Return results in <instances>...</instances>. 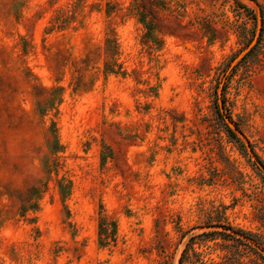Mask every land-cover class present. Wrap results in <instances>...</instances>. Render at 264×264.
Instances as JSON below:
<instances>
[{
	"label": "rangeland",
	"instance_id": "rangeland-1",
	"mask_svg": "<svg viewBox=\"0 0 264 264\" xmlns=\"http://www.w3.org/2000/svg\"><path fill=\"white\" fill-rule=\"evenodd\" d=\"M0 264H264V0H0Z\"/></svg>",
	"mask_w": 264,
	"mask_h": 264
},
{
	"label": "trees",
	"instance_id": "trees-1",
	"mask_svg": "<svg viewBox=\"0 0 264 264\" xmlns=\"http://www.w3.org/2000/svg\"><path fill=\"white\" fill-rule=\"evenodd\" d=\"M218 234H222V235H223L224 233L214 231V232H211V233H206L205 235L211 237V236H213V235H218ZM224 239H225V240H234L235 237H233V236L230 235V234H224ZM261 258H263V257H261Z\"/></svg>",
	"mask_w": 264,
	"mask_h": 264
}]
</instances>
